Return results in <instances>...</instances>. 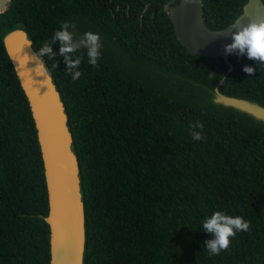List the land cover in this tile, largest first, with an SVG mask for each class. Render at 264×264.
<instances>
[{"label": "trees", "instance_id": "1", "mask_svg": "<svg viewBox=\"0 0 264 264\" xmlns=\"http://www.w3.org/2000/svg\"><path fill=\"white\" fill-rule=\"evenodd\" d=\"M167 1L12 0L0 14V264H51L41 146L3 36L23 28L39 51L61 21L84 24L108 42L99 67L85 55L76 81L66 75L59 45L55 57H43L79 160L84 264H264V123L215 103L191 106L110 58L108 48H116L187 84L219 85L264 105V64L231 54L230 70L223 58L191 53L176 35ZM247 1L204 0L206 24L228 26ZM196 121L204 124V140L190 135ZM216 210L244 217L251 231L209 256L204 242L212 236L202 222Z\"/></svg>", "mask_w": 264, "mask_h": 264}, {"label": "water", "instance_id": "2", "mask_svg": "<svg viewBox=\"0 0 264 264\" xmlns=\"http://www.w3.org/2000/svg\"><path fill=\"white\" fill-rule=\"evenodd\" d=\"M11 1L0 0V14L9 7ZM203 6L204 0H168L164 9L174 25L177 37L191 53L223 58L231 70V54H225L224 45L232 42L231 33L238 26L246 25L251 19H264V1L248 0L238 17L220 29H212L206 24ZM3 42L28 98L41 146L49 196V212L45 219L50 226L51 264H84L85 206L79 160L73 149V135L68 125L65 104L47 66L41 68L39 62L32 58L38 51L26 30L20 27L10 29L4 34ZM125 56L130 59L129 55ZM135 62L147 65L161 80L173 81L175 76L179 78L176 82L178 86L205 88L193 82L187 84L182 77L148 64ZM135 72L150 85L162 87L158 79H146L138 70ZM206 89L208 92L214 91L213 97L209 93L210 107L215 103L232 108L264 123V105L259 102L227 95L221 92L219 85L213 90Z\"/></svg>", "mask_w": 264, "mask_h": 264}, {"label": "clouds", "instance_id": "3", "mask_svg": "<svg viewBox=\"0 0 264 264\" xmlns=\"http://www.w3.org/2000/svg\"><path fill=\"white\" fill-rule=\"evenodd\" d=\"M194 2V0H186ZM76 24L70 21H61L59 28L54 32L49 41H44L39 51L32 57L37 60L38 66L46 68L43 57L49 60L57 53L53 51L54 45H59V55L63 56L66 65V75L71 76L73 81L79 79L82 72L80 65L87 56L88 63L93 67H99L102 39L98 32L86 31L79 37L76 34ZM232 42L224 45L225 54H236L246 56L254 60L258 65L264 64V19H251L246 25L238 26L237 30L231 33ZM31 41H28L30 44ZM58 61L52 65L57 68ZM242 70L253 75L256 68L251 65H244ZM211 78V77H210ZM204 124L200 121L190 125V135L194 141L205 139ZM202 230L211 234L212 238L204 242V248L209 256H218L221 252L227 251L232 238L238 232L251 231V222L240 215H229L224 211L216 210L206 217L202 222Z\"/></svg>", "mask_w": 264, "mask_h": 264}, {"label": "rangeland", "instance_id": "4", "mask_svg": "<svg viewBox=\"0 0 264 264\" xmlns=\"http://www.w3.org/2000/svg\"><path fill=\"white\" fill-rule=\"evenodd\" d=\"M77 27L76 25V34L78 36L82 35L85 31L84 28L86 26L84 24H79ZM102 45L101 49H106L108 42L106 39L102 38ZM109 50H112L113 52H110V58L114 60L116 58L117 62L120 65L127 66L130 68H133L132 70H138L140 72V75L143 78L146 79H158L159 85L162 86L166 90L167 93L178 97L184 101H186L189 105L191 106H196L200 108H211V97L214 96V91H209L204 88V89H198L192 86H181V85H176L177 80L179 78H176L173 76V81L170 80H161L157 74H153V72L150 70V68L147 65L139 64L136 63L135 61H131L130 59H127V57L119 52L116 48H108ZM210 93V95H209Z\"/></svg>", "mask_w": 264, "mask_h": 264}]
</instances>
